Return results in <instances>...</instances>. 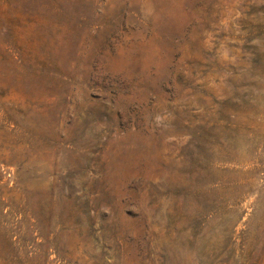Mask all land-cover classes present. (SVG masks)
Masks as SVG:
<instances>
[{
    "label": "rangeland",
    "instance_id": "rangeland-1",
    "mask_svg": "<svg viewBox=\"0 0 264 264\" xmlns=\"http://www.w3.org/2000/svg\"><path fill=\"white\" fill-rule=\"evenodd\" d=\"M0 264H264V0H0Z\"/></svg>",
    "mask_w": 264,
    "mask_h": 264
}]
</instances>
